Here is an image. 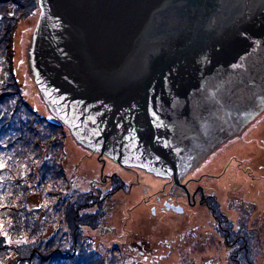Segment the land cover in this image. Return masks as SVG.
<instances>
[{"label": "water", "instance_id": "obj_1", "mask_svg": "<svg viewBox=\"0 0 264 264\" xmlns=\"http://www.w3.org/2000/svg\"><path fill=\"white\" fill-rule=\"evenodd\" d=\"M39 4L29 70L53 114L99 154L189 193L179 180L189 165L264 113V0Z\"/></svg>", "mask_w": 264, "mask_h": 264}, {"label": "rangeland", "instance_id": "obj_2", "mask_svg": "<svg viewBox=\"0 0 264 264\" xmlns=\"http://www.w3.org/2000/svg\"><path fill=\"white\" fill-rule=\"evenodd\" d=\"M13 6L18 10L17 3ZM26 43L27 37L17 41L20 61ZM27 94L35 108L49 116L31 83ZM253 125L258 127L249 130ZM236 140H246L237 148L241 161L235 150L225 163L210 165L212 154L195 166L199 175L190 181L195 190L190 194L168 174L123 165L108 153L67 139L71 187L102 196L91 207L101 210L99 226L92 230L91 225H83V232L104 257L116 251L125 264H237L241 262L237 254L247 245L254 262L264 264V113L231 142ZM232 157L236 160L230 161ZM186 174L180 176L181 183ZM40 201L34 195L32 205ZM179 207L183 210L177 211Z\"/></svg>", "mask_w": 264, "mask_h": 264}, {"label": "trees", "instance_id": "obj_3", "mask_svg": "<svg viewBox=\"0 0 264 264\" xmlns=\"http://www.w3.org/2000/svg\"><path fill=\"white\" fill-rule=\"evenodd\" d=\"M39 13V0H0V264H125L119 252L104 257L83 232V225L99 226L101 210L91 207L102 196L71 187L66 141L77 140L29 70L27 47ZM21 37H27L23 61L16 53ZM29 83L49 116L31 103ZM34 195L41 198L36 206ZM251 249H240L237 264H256Z\"/></svg>", "mask_w": 264, "mask_h": 264}, {"label": "bare ground", "instance_id": "obj_4", "mask_svg": "<svg viewBox=\"0 0 264 264\" xmlns=\"http://www.w3.org/2000/svg\"><path fill=\"white\" fill-rule=\"evenodd\" d=\"M256 127H258V125H255V127L253 125V126H251V128L249 130L254 131V129ZM253 134H254V132H253ZM254 135L257 136V133L254 134ZM252 137H253V135H250V137H249L250 141L249 142H253V140H252L253 138ZM245 141L246 140H236V141H233L230 144H228L227 146H224L221 149H219L218 151H216L214 157L212 158L213 163H211L210 165L215 164L217 166V165H220V164L225 163V161H226V160H224L225 157H227L228 155H230L231 152H234L235 150L238 152V149L237 148L241 149L242 146H243L242 143H245ZM241 158H243V156L239 155V152H238V159L237 160H240L241 161ZM233 159H235V158L232 157L230 159V161H232Z\"/></svg>", "mask_w": 264, "mask_h": 264}, {"label": "flooded vegetation", "instance_id": "obj_5", "mask_svg": "<svg viewBox=\"0 0 264 264\" xmlns=\"http://www.w3.org/2000/svg\"><path fill=\"white\" fill-rule=\"evenodd\" d=\"M201 161V160H200ZM194 164L195 163H193V164H191V165H189V167H188V169H186L184 172L185 173H187L186 174V178H185V182H184V184L186 185V187H187V190H188V192L190 193V194H193L194 192H195V190H193L191 187H190V184H191V179L192 178H194L195 176H198L196 173H197V171L195 170V171H193L194 170V168H195V166H194ZM190 172V173H189ZM189 173V174H188ZM190 182V183H189ZM195 198H197V196L195 195Z\"/></svg>", "mask_w": 264, "mask_h": 264}, {"label": "clouds", "instance_id": "obj_6", "mask_svg": "<svg viewBox=\"0 0 264 264\" xmlns=\"http://www.w3.org/2000/svg\"><path fill=\"white\" fill-rule=\"evenodd\" d=\"M187 188V187H186Z\"/></svg>", "mask_w": 264, "mask_h": 264}]
</instances>
